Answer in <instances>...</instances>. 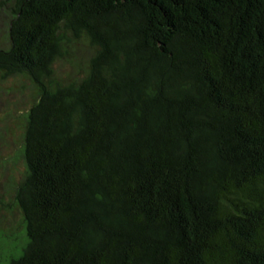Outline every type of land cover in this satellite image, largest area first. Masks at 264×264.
Returning a JSON list of instances; mask_svg holds the SVG:
<instances>
[{
	"label": "trees",
	"instance_id": "obj_1",
	"mask_svg": "<svg viewBox=\"0 0 264 264\" xmlns=\"http://www.w3.org/2000/svg\"><path fill=\"white\" fill-rule=\"evenodd\" d=\"M0 2L34 93L0 264H264V0Z\"/></svg>",
	"mask_w": 264,
	"mask_h": 264
},
{
	"label": "rangeland",
	"instance_id": "obj_2",
	"mask_svg": "<svg viewBox=\"0 0 264 264\" xmlns=\"http://www.w3.org/2000/svg\"><path fill=\"white\" fill-rule=\"evenodd\" d=\"M7 22L0 4V49L7 46ZM72 52V62L60 61L54 65L56 76L64 82L80 81L91 58L90 50L82 44L74 46ZM33 102V89L26 79L0 77V262L23 242L22 215L15 197L25 176L20 150L25 116Z\"/></svg>",
	"mask_w": 264,
	"mask_h": 264
}]
</instances>
